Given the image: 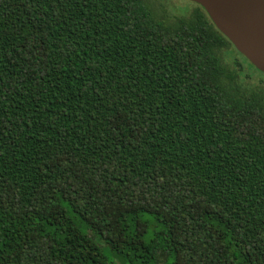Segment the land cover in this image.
<instances>
[{"label":"trees","instance_id":"obj_1","mask_svg":"<svg viewBox=\"0 0 264 264\" xmlns=\"http://www.w3.org/2000/svg\"><path fill=\"white\" fill-rule=\"evenodd\" d=\"M194 3L0 0V264H264V83Z\"/></svg>","mask_w":264,"mask_h":264},{"label":"water","instance_id":"obj_2","mask_svg":"<svg viewBox=\"0 0 264 264\" xmlns=\"http://www.w3.org/2000/svg\"><path fill=\"white\" fill-rule=\"evenodd\" d=\"M200 3L216 26L264 72V0H192Z\"/></svg>","mask_w":264,"mask_h":264},{"label":"rangeland","instance_id":"obj_3","mask_svg":"<svg viewBox=\"0 0 264 264\" xmlns=\"http://www.w3.org/2000/svg\"><path fill=\"white\" fill-rule=\"evenodd\" d=\"M156 9H158L159 11H161L162 13H166L167 15H169L172 18H177L178 16H182V15H188L191 13V11L195 8L196 4L192 1V0H150ZM228 62H234V60L232 59V57L230 56L227 57ZM229 62V63H230ZM233 64V63H232ZM234 65V64H233ZM249 71L251 73H253V78L251 77H247L246 74L242 75L243 77V81L248 84V85H254L258 83L259 77L262 76L264 79V75H262L261 73H259L258 71H256L250 67ZM264 83V80H263ZM152 230L149 232V234H151ZM123 264H128V263H123ZM136 264H142L140 262H137Z\"/></svg>","mask_w":264,"mask_h":264},{"label":"flooded vegetation","instance_id":"obj_4","mask_svg":"<svg viewBox=\"0 0 264 264\" xmlns=\"http://www.w3.org/2000/svg\"><path fill=\"white\" fill-rule=\"evenodd\" d=\"M232 53V55H233V57H234V61H235V63L237 64V65H240L241 63H243L247 68L248 67H250V68H252V69H254L253 68V66L246 60V59H244V57H242L239 53H237V52H234V51H232L231 52ZM249 69V68H248ZM256 71H258L259 73H261L262 75H264L262 72H261V70L260 69H255ZM252 75H253V73H251ZM251 75V76H252ZM254 76V75H253ZM264 79H263V77L262 76H260L259 77V81H263Z\"/></svg>","mask_w":264,"mask_h":264}]
</instances>
